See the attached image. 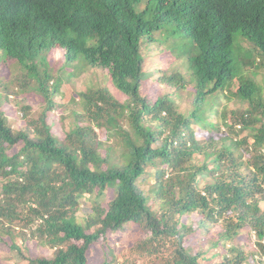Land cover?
<instances>
[{
	"label": "trees",
	"instance_id": "obj_1",
	"mask_svg": "<svg viewBox=\"0 0 264 264\" xmlns=\"http://www.w3.org/2000/svg\"><path fill=\"white\" fill-rule=\"evenodd\" d=\"M128 1L102 19L120 0H31L22 29L0 36L1 97L37 100L15 102L20 128L0 109L1 242L26 264H264V82L248 69L254 55L264 67V0ZM144 40L189 69L154 99ZM47 51L61 53L56 68ZM224 98L247 109L227 116ZM27 235L46 255H24Z\"/></svg>",
	"mask_w": 264,
	"mask_h": 264
},
{
	"label": "rangeland",
	"instance_id": "obj_2",
	"mask_svg": "<svg viewBox=\"0 0 264 264\" xmlns=\"http://www.w3.org/2000/svg\"><path fill=\"white\" fill-rule=\"evenodd\" d=\"M242 45L248 49H252L254 50V46L252 43H250L249 41H242L241 42ZM158 51L154 52V56H149L146 60V71H149L152 74V77L148 78V83L146 84V87L144 89V91H146L147 94L151 95L154 98L157 97V95L165 93L167 91L173 92L174 91V87H171L170 84H166L165 82L161 81L160 79L163 78L164 76L170 74L171 72H178V73H188L186 70H184L183 64H182V60L175 58L172 55H168V56H164L161 57L158 54ZM58 54V56H57ZM46 56H47V60L50 64V67L52 68H56V61L61 60V53L59 51H47L46 52ZM12 70V74L11 76H21V71H15L11 68ZM255 71H257V75L254 76V78L259 81L260 83L264 82V69H262L261 67L258 69H255ZM17 72V73H16ZM1 81V78H0ZM193 85L190 84L187 88V92H185V94L183 95L185 97V100L190 101V96L187 95L188 91L193 90ZM108 90L110 92L113 93V95L118 96L119 98H121V95L118 91H116L114 89V86L108 82ZM5 93L3 92V90L0 88V109L3 108L4 111L6 112V114L9 116V120L11 122H13V124L20 128L21 124H22V119H21V109L20 107H18L15 102L19 100V98H23L24 99V103L25 104H29L31 105L30 110L32 109V104L33 105H37V100L35 99V94L31 93V92H27L25 95H16L14 96H10L8 98H5L3 96V98L1 97L2 94ZM70 96H72V94L67 91L66 93L62 94V104L60 103V105H56L55 109L53 111V115L55 116V119L57 118V115H63L64 114V106L66 103L69 102V98ZM179 100V99H178ZM34 101V102H33ZM181 102V100L178 101V103ZM247 102H241L238 99H233L231 101H227L225 98L224 99H219L217 101V109L218 110H222L223 108L228 112L227 116H229L231 114V112L235 111V113L239 114L240 112H243V109L246 110L247 109ZM68 111V110H66ZM19 114L20 118L16 115ZM53 116V117H54ZM51 117V116H50ZM49 117V118H50ZM226 122H230V120H226ZM124 128L125 125L122 124ZM235 127L237 129H239L238 125H235ZM55 134H62V130L60 128L59 125H57V128L54 132ZM248 133H250V130H242V131H238V132H234L231 134V136H233L234 138L237 139H242L243 137L247 136ZM205 134V131L199 130L198 131V137L202 138ZM250 140V139H249ZM251 141V140H250ZM118 142L121 143V134L117 133L114 138L109 139V144H112L114 146L118 145ZM106 143V142H105ZM245 148V146L243 145L242 148H240L241 150H243ZM144 189L148 191V194L152 195V190L148 187V186H144ZM107 194L109 196H112L113 193L112 192H107ZM104 198H101V201ZM192 217H194V215H192ZM193 219H197V218H193ZM214 231L216 230L217 227H214ZM213 230V229H212ZM211 230V231H212ZM135 230H131V233H134ZM133 235V234H132ZM131 235V236H132ZM138 235V234H137ZM135 235L133 237L132 240L137 239L138 236ZM31 236L27 235V238L29 239L28 241H25L24 244V255H26L27 257L30 258H35L37 256H42V255H46V249L40 246V243L37 242V240L30 238ZM252 239L253 241H256V237L254 235H252ZM205 240H200L198 242L199 246H202L204 244ZM252 241V242H253ZM250 243V245L253 246V243ZM9 245V240L7 237H4V241L1 242L0 240V264H26L29 261L26 260H22L19 259L18 257V252H16L15 250H11ZM21 250V248H20ZM45 252V253H44ZM15 255V256H14Z\"/></svg>",
	"mask_w": 264,
	"mask_h": 264
},
{
	"label": "clouds",
	"instance_id": "obj_3",
	"mask_svg": "<svg viewBox=\"0 0 264 264\" xmlns=\"http://www.w3.org/2000/svg\"><path fill=\"white\" fill-rule=\"evenodd\" d=\"M129 4H130V2L128 0H120V4L117 6V8H112L111 9V8L108 7L106 9H103L102 10V14H101V16H102L101 18L102 19H106V18L107 19H111L112 15L114 14L115 11H122V9L129 8ZM176 8L178 9L179 6L176 5ZM9 13H10V17H9L8 26H5L2 23H0V36L2 37V40L7 35V33H9L12 30L11 27H13V24H14L15 20H18L19 25H20V27L22 29V27L24 26V23H25V22H23V18H28L30 16V14L35 13V9L31 5V0H10V2H9ZM121 16H122V12H121ZM167 28H169V25H166V29ZM155 51L159 52V49L154 43L149 42V41L147 42L145 40L142 42V45L140 47V54H141V57L143 58L142 65L144 64V68L145 69H146V60H147V58L149 56H154V52ZM252 51H253V54H254V53H257L259 50L255 47L254 50H252ZM252 51H250V52H252ZM158 54H160V53H158ZM57 56H58V54H57ZM166 56H168V55L166 54ZM254 56H255V59H256L255 64L248 66V69L250 71H253L255 66H258L259 68L261 67L262 69H264L263 65L259 64L260 56H258V55H254ZM185 65L187 66V62H185ZM186 71L189 72V69H187ZM147 74L149 75V77H152V74L149 71H147ZM148 78L146 79V84L148 83ZM162 79L163 78H161L160 80L163 81ZM253 79L255 80L254 77H253ZM56 105H60V103L57 102ZM54 109H55V106L52 109V112L54 111ZM57 116H60V114H58ZM123 124L126 127V123H123ZM123 129H124V127H123ZM110 135H112V134H110ZM114 136H113V138H114Z\"/></svg>",
	"mask_w": 264,
	"mask_h": 264
}]
</instances>
